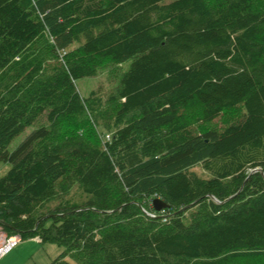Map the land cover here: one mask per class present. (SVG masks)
<instances>
[{
    "label": "trees",
    "instance_id": "16d2710c",
    "mask_svg": "<svg viewBox=\"0 0 264 264\" xmlns=\"http://www.w3.org/2000/svg\"><path fill=\"white\" fill-rule=\"evenodd\" d=\"M129 59L116 87L81 95L78 79ZM0 164V226L63 246L49 264L264 258V3L0 0Z\"/></svg>",
    "mask_w": 264,
    "mask_h": 264
},
{
    "label": "rangeland",
    "instance_id": "374dc122",
    "mask_svg": "<svg viewBox=\"0 0 264 264\" xmlns=\"http://www.w3.org/2000/svg\"><path fill=\"white\" fill-rule=\"evenodd\" d=\"M257 1L259 3H264V0ZM131 61L132 59H129L118 66L105 65L100 69L98 75L78 79L76 84L81 95L83 97H88L93 91H95V94H100L102 92V95L109 92L110 89L116 87L120 83L121 73L129 69ZM243 114V107L229 109L224 111L221 116L215 118L210 124L201 123L198 116L193 115L191 117V124L195 131L207 128H221L223 125H227L238 119ZM73 128L78 129L76 133L83 132L85 129L84 126H76L69 122L65 123V130L70 131ZM28 132L29 130H26L16 137L10 145V149H14ZM98 138L102 142V138ZM105 138L109 139L110 135L106 134ZM9 167V164H0V173L2 175L5 174ZM193 170L201 177H210L200 165L194 167ZM87 199L88 197L82 189L79 186H74L66 202L70 204H83ZM63 250V246L53 242L42 243L38 238L21 239L16 247L0 260V264H49L53 259L59 256ZM251 260L240 261V264H264V258Z\"/></svg>",
    "mask_w": 264,
    "mask_h": 264
},
{
    "label": "built area",
    "instance_id": "2783aa9c",
    "mask_svg": "<svg viewBox=\"0 0 264 264\" xmlns=\"http://www.w3.org/2000/svg\"><path fill=\"white\" fill-rule=\"evenodd\" d=\"M21 241V236L18 234H8L0 226V260L7 255Z\"/></svg>",
    "mask_w": 264,
    "mask_h": 264
},
{
    "label": "water",
    "instance_id": "95a60500",
    "mask_svg": "<svg viewBox=\"0 0 264 264\" xmlns=\"http://www.w3.org/2000/svg\"><path fill=\"white\" fill-rule=\"evenodd\" d=\"M153 202L157 210H162L168 207V204L160 198H155Z\"/></svg>",
    "mask_w": 264,
    "mask_h": 264
}]
</instances>
